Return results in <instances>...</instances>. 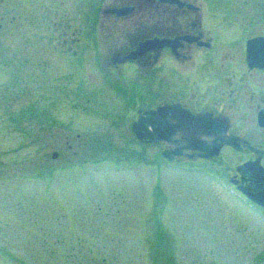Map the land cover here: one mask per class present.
Instances as JSON below:
<instances>
[{
    "label": "rangeland",
    "instance_id": "1",
    "mask_svg": "<svg viewBox=\"0 0 264 264\" xmlns=\"http://www.w3.org/2000/svg\"><path fill=\"white\" fill-rule=\"evenodd\" d=\"M110 1L0 0V264H264V208L230 172L162 159L100 50L48 43L62 19L105 44Z\"/></svg>",
    "mask_w": 264,
    "mask_h": 264
},
{
    "label": "flooded vegetation",
    "instance_id": "2",
    "mask_svg": "<svg viewBox=\"0 0 264 264\" xmlns=\"http://www.w3.org/2000/svg\"><path fill=\"white\" fill-rule=\"evenodd\" d=\"M101 13L105 44H94L93 20L82 42L62 19L48 43L74 57L100 50L91 66L136 96L139 141L162 146L165 161L218 165L226 190L264 208L245 194L264 189V0H111Z\"/></svg>",
    "mask_w": 264,
    "mask_h": 264
},
{
    "label": "water",
    "instance_id": "3",
    "mask_svg": "<svg viewBox=\"0 0 264 264\" xmlns=\"http://www.w3.org/2000/svg\"><path fill=\"white\" fill-rule=\"evenodd\" d=\"M148 113L149 112L147 111L146 114H148ZM198 129L201 130L200 127H196V129L193 133H189V135H188L189 140L191 138H194L196 140V135H197ZM132 130L134 131V133L136 134L138 139L144 140V135H143V134H145L144 133V127L142 126L140 121H136L133 123ZM57 155H58V153L56 151H54L52 154V158H56ZM245 194L249 200H251L252 202H254L255 204H257L261 207H264V189H259V190H256V192L245 193Z\"/></svg>",
    "mask_w": 264,
    "mask_h": 264
}]
</instances>
